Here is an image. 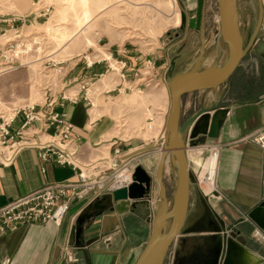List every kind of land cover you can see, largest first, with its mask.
Here are the masks:
<instances>
[{
	"label": "crops",
	"instance_id": "1",
	"mask_svg": "<svg viewBox=\"0 0 264 264\" xmlns=\"http://www.w3.org/2000/svg\"><path fill=\"white\" fill-rule=\"evenodd\" d=\"M29 3L30 0H0V14L3 17L31 14ZM241 10L240 7V23ZM218 13L214 15L215 20ZM21 23L18 21L16 26ZM8 27V23L0 22V29ZM166 51L160 52L161 56H152L158 65L156 71L161 73L162 79L165 65L169 62ZM108 52L111 57L107 54L106 60H115L121 64L116 72L117 77L120 79L119 70L121 72L127 68L125 70L129 79L121 78L122 81L113 88L118 89L121 86L119 84L123 85L119 88L121 90L137 88L138 79L134 80L132 70L143 64L147 57L139 55L137 49L128 43L113 46ZM249 52L254 54L252 64L256 65V71L249 73L244 67L235 82L231 81L244 57L221 91L206 95L198 91L199 99L191 97L187 103L194 108L198 104L194 112L202 103L210 104L221 96L220 106L228 109V112L221 123L219 136L212 139L219 154L215 185L208 190L205 185L192 181L184 229L171 246L164 264H205L213 253L215 237L226 235H234L243 240L248 252V263H264V240L256 235L257 230L264 233L258 222H264V149L248 138L264 127V31H260ZM122 62H126V67H122ZM81 67L76 66L74 74L80 73ZM95 67L99 71L97 64ZM11 79H14L13 75L2 78L0 83ZM68 85L65 82L63 87L67 95L78 93L79 89L74 94ZM184 98L185 113L187 109ZM64 102V106H58L57 109L65 112L67 120L73 124L72 132L78 139L84 159L96 156L102 147L108 154L109 145L116 138L119 143L130 146V149H137L134 140L122 139L113 134L117 125L114 110L112 114L96 113L97 102L93 109L90 108L84 93L80 94L76 102L69 99ZM154 153H144L140 158L141 165L151 169L153 162L146 163V158L154 156L156 160ZM187 156L190 166L188 150ZM74 174L71 166L60 165L54 159L43 161L37 149L24 148L12 164L0 165V206L41 188L47 182L74 178ZM103 204H106L105 208L93 207L88 210L87 200L75 201L60 225L49 221L15 226L0 235V264H134L152 229L157 207L154 200L144 203L111 197ZM262 205L263 208L256 212ZM80 208V217L72 221V215ZM88 213L93 215L89 217ZM250 213H255L258 221L250 217ZM80 224L82 232L77 235L76 228ZM212 225H219L220 231L216 232ZM67 247L79 258L77 262L68 261Z\"/></svg>",
	"mask_w": 264,
	"mask_h": 264
},
{
	"label": "rangeland",
	"instance_id": "2",
	"mask_svg": "<svg viewBox=\"0 0 264 264\" xmlns=\"http://www.w3.org/2000/svg\"><path fill=\"white\" fill-rule=\"evenodd\" d=\"M239 2L242 9L241 28L247 43L257 22L259 6L257 0H239ZM28 7L31 14L20 15L26 16V21L18 28L21 35L17 40L39 37L42 39V48L40 52L34 49L30 54L11 62H8L9 58H0V80L14 76V79L0 83V108L8 109L43 102L46 87H54L53 91H55L63 82L69 83L68 87L74 93L83 81L92 78L88 97L94 104L95 101L97 102L96 113L112 114L114 110L113 115L117 119V125L113 134L122 139L134 140L137 149L132 150H141L144 153L157 152L154 153L156 160L153 159L154 156L146 158V163L153 162L151 169H146L154 178L151 199L157 206L159 185L155 174L159 154L163 148L162 134L170 105L168 89L166 92L165 88L174 74L192 66L199 54L203 39L208 47L215 41V30L219 20L218 0H204L200 28L198 27L199 0H87L85 5L81 0H39L38 3L30 0ZM35 7L38 9L36 10ZM85 10L89 12L90 20L83 27ZM215 13H218L216 20ZM263 24L261 31H264ZM14 32L10 31L7 35L14 37ZM6 36L0 37L2 50L8 46ZM124 43L136 48L139 55L147 57L143 64L132 70L134 80L141 77L146 81L151 80L147 87L121 90L119 88L123 85L119 84L121 86L118 89L113 88L122 81L121 78L129 80L125 70L127 68L121 72L119 70V79L116 72L121 64L106 58L107 54L111 57L108 51L113 46ZM164 50H167L166 57L169 62L165 65L162 79L161 73L158 74L156 71L158 65L152 56L156 54L161 56ZM217 55V49L212 47L208 51L205 65L212 64ZM253 55L249 52L245 56L237 74L231 80L233 83L244 67L249 73L256 71V65L252 64ZM172 62L175 63V67L170 71ZM88 63H92L91 66ZM96 64L99 71L95 67ZM81 65L80 73L74 74L76 66ZM60 67L62 72H59ZM122 73H125V77H122ZM223 87L224 84L215 92L221 91ZM82 93L86 95L84 89ZM184 97L187 109L184 118H187L198 107V104L195 108L189 107L188 101L191 97L199 99L200 93L189 92ZM89 106L92 109L94 107L91 104ZM212 139L201 133L195 138H187L190 170L192 167L191 175L194 183L204 185L200 182L201 172L205 161L216 148ZM121 145L125 149L130 147ZM100 151L107 154L103 147L97 153ZM164 177L168 191L171 193L176 181L171 165L166 166ZM194 246L197 247L198 244Z\"/></svg>",
	"mask_w": 264,
	"mask_h": 264
},
{
	"label": "water",
	"instance_id": "3",
	"mask_svg": "<svg viewBox=\"0 0 264 264\" xmlns=\"http://www.w3.org/2000/svg\"><path fill=\"white\" fill-rule=\"evenodd\" d=\"M259 6L258 18L253 32L245 43L240 23L239 0H218L219 20L216 28V39L208 47L203 39L200 51L192 66L174 74L168 82L171 95V107L166 121L163 152L156 170L159 201L153 215L152 229L149 238L134 264H164L169 250L177 237L182 233L190 206L192 175L187 156V138H195L200 133L210 138L219 136L221 123L228 109L220 106L222 97L214 99L210 104L202 103L200 107L184 118L183 97L189 92L201 91L208 94L227 83L255 44L264 21V3L257 0ZM204 0H199L198 27L203 19ZM222 42L225 49H219ZM215 47L218 55L210 65H205L208 51ZM224 57L222 61L221 58ZM175 63L169 69L173 71ZM170 164L175 172L174 189L169 193L165 182L166 166ZM154 178L148 170L138 164L134 171L133 182L123 188L114 190L112 196L95 200L88 205L91 208H105V200L130 199L149 203L153 192ZM263 208V205L257 209ZM249 216L258 221L254 215ZM89 217L92 213L87 214ZM259 225L264 229V222ZM81 223V221H80ZM216 232L219 225H212ZM75 231V229H74ZM77 235L82 232L81 224L76 228ZM212 255L205 264H250L247 262L248 252L242 239L234 235L216 236ZM252 264V263H251ZM256 264H264L261 261Z\"/></svg>",
	"mask_w": 264,
	"mask_h": 264
},
{
	"label": "built area",
	"instance_id": "4",
	"mask_svg": "<svg viewBox=\"0 0 264 264\" xmlns=\"http://www.w3.org/2000/svg\"><path fill=\"white\" fill-rule=\"evenodd\" d=\"M18 21L24 24L26 16L3 17L0 14V22L9 24L7 29H0V37L15 31L14 37L6 36L7 48L0 49V58H9L8 62L28 55L34 49L40 52L42 48V39L39 37L17 40L21 35L19 26H16ZM88 64L91 66L92 63ZM126 65V62H122V67ZM61 69L62 67L59 72H62ZM122 77H125V73H122ZM138 79L139 89L147 87L151 81H146L143 77ZM92 80L90 78L83 81L78 93L72 96L66 94L63 82L55 91L54 87H46L43 102L8 109L0 108V165L12 164L21 150L32 147L38 150L41 160L54 159L60 165L71 166L75 172L74 178L47 182L41 188L0 206V235L22 224L51 221L60 225L75 201L87 200V203H91L133 182L134 171L140 163L143 151L125 149L116 138L110 146L112 151L108 148V154L100 151L96 156L84 159L78 139L72 132L73 124L67 120L65 112L57 109L58 106H64L66 99L76 102L83 89L86 93L85 99L93 106L94 103L88 97ZM248 138L264 149V127L253 132ZM200 182L203 183L201 178ZM81 211L82 208L72 215V221L78 218ZM256 235L264 240L262 231L257 230ZM66 257L71 262L79 260L68 247Z\"/></svg>",
	"mask_w": 264,
	"mask_h": 264
},
{
	"label": "bare ground",
	"instance_id": "5",
	"mask_svg": "<svg viewBox=\"0 0 264 264\" xmlns=\"http://www.w3.org/2000/svg\"><path fill=\"white\" fill-rule=\"evenodd\" d=\"M81 2L85 5L87 0H81ZM262 2H264V0ZM84 16H85V18H84V21H83V23H84L83 27L89 23V20H90L89 12L85 10V15ZM219 49L220 50H224L225 49V47L222 44V42H219ZM221 60L223 61L224 57H222ZM167 89H168L169 102H170V105H169V108H168V113H167V116H168L169 111H170V107H171V95H170V89H169L168 84H167ZM212 92L215 93V90L209 91V93H212ZM166 121H167V117H166ZM166 121H165V128H164V131H163V136H162L163 137V143H164V140H165ZM186 151H187V148H186ZM199 151H201V150H199ZM162 152H163V148L161 150V155H162ZM218 157H219L218 149L214 148L212 150V154L210 155V157L205 161L203 170L201 172V180H202L203 184L205 185V187L208 190L212 189L214 187V185H215V177H216L217 167H218ZM168 165H170V164H168Z\"/></svg>",
	"mask_w": 264,
	"mask_h": 264
}]
</instances>
